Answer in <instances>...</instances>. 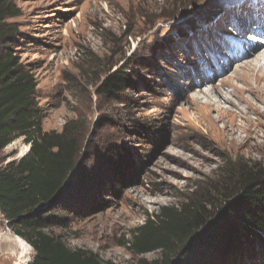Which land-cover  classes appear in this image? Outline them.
<instances>
[{"label": "rangeland", "instance_id": "374dc122", "mask_svg": "<svg viewBox=\"0 0 264 264\" xmlns=\"http://www.w3.org/2000/svg\"><path fill=\"white\" fill-rule=\"evenodd\" d=\"M11 1L15 13L4 23L16 36L7 42L35 81L41 129L79 142L68 207L46 231L71 249L116 264L159 260L160 252L139 257L128 247L150 215L179 208L231 159L264 163V92H237L247 88L237 72L264 48L255 36L264 34L261 0ZM120 72L128 78L124 94L104 93ZM213 88L236 107L224 121L211 110V129L200 119L205 100H195ZM256 104L263 111H253ZM224 126L225 136L245 142L223 140ZM115 146L123 150L121 164L112 163ZM29 150L26 138H17L0 153V168ZM14 235L0 211V264L16 263L19 251L5 240ZM34 254L32 248L27 264ZM190 255L198 264H264V240L227 258L206 245Z\"/></svg>", "mask_w": 264, "mask_h": 264}, {"label": "trees", "instance_id": "16d2710c", "mask_svg": "<svg viewBox=\"0 0 264 264\" xmlns=\"http://www.w3.org/2000/svg\"><path fill=\"white\" fill-rule=\"evenodd\" d=\"M15 13L11 0H0V153L25 137L29 152L0 168V211L35 254L31 264H116L86 250H73L54 232V216L67 209V186L79 172V142L66 134L43 132L35 110L33 77L12 54L13 28L5 19ZM10 35V36H9ZM125 72L111 75L104 93L124 94ZM119 146L110 147L112 163L121 164ZM122 165L116 169L121 170ZM81 171V170H80ZM128 247L135 256L160 252L162 258L139 264H198L190 252L214 247L225 258L238 248L264 240V163L231 159L205 189L193 190L179 208H163L133 233ZM261 243V244H260Z\"/></svg>", "mask_w": 264, "mask_h": 264}, {"label": "bare ground", "instance_id": "6f19581e", "mask_svg": "<svg viewBox=\"0 0 264 264\" xmlns=\"http://www.w3.org/2000/svg\"><path fill=\"white\" fill-rule=\"evenodd\" d=\"M260 3L264 5V0H261ZM253 21L255 23H258L259 20H253ZM259 24L264 26V22H259ZM255 36H256V38L260 37L259 39H257V42H259V41L263 42L262 44H258L257 48L264 47V34L262 36H260V35L259 36L255 35ZM256 50H258V49H256ZM250 51H251V49H250ZM251 53H252V51L248 54H251ZM247 56L248 55H246V57H245L246 59H247ZM245 61H247V60H245ZM237 74H238L237 75L238 80L247 86V88H245V89L243 88V90H238L237 91L238 94L245 95V92H247V91L250 93L251 89H253L256 86H258V87H256L255 93L251 92V94L258 96L259 94H261V92H264V48L260 49L256 54H254L253 57L250 59V61L245 64V67H243V71L241 73L237 72ZM262 83H263V87L259 88V85H261ZM257 89L260 90L261 92H259ZM218 93L219 92H217V88L216 89L215 88L210 89L209 91L201 90L198 92V94L199 95L203 94L204 98H202V99L198 98L195 100L196 102H203L201 100H205L203 107L200 108V112L202 113V115L200 116V119L210 122L211 126H212L211 129H214L217 127V125L215 124L216 120H214L212 118L211 110L217 111L218 112V118L220 119V121H224V119H226L225 116L226 117L229 116L230 113L233 112V110H232L233 107H236L235 105H233L232 99H231L232 100L231 101L227 97H226V99H224L223 97H219ZM224 95H226V94L224 93ZM232 95L234 97H237V93L232 94ZM243 99L244 98H242V100ZM224 104H225V106H226V104H229L230 108L223 106ZM246 105L251 106L247 100H246ZM262 106L264 107V101L262 102ZM263 107H261L259 104H256L251 108L253 109V111H259V110L263 111V109H264ZM236 110H239V113H240V111L242 109H240L238 107V109H236ZM236 112H238V111H236ZM229 123L233 124L231 120L229 121ZM228 128H229L228 126H224L222 131H220V133L222 135H224L223 136L224 138H222L223 140H225V141L228 140L231 144H236V143L242 144L245 142V141H241V139L239 137H234L233 134H229L228 132L226 133L227 135L225 136L224 133H225L226 129H228ZM5 240H6V242L11 244L12 246H15L16 249L19 251V254L17 256L15 264H27L32 248L23 239H21L18 236L6 237Z\"/></svg>", "mask_w": 264, "mask_h": 264}]
</instances>
